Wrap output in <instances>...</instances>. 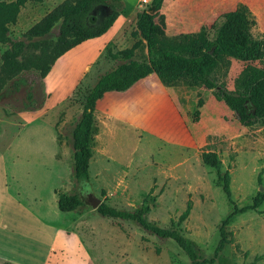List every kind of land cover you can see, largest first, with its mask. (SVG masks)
<instances>
[{"label":"rangeland","instance_id":"rangeland-1","mask_svg":"<svg viewBox=\"0 0 264 264\" xmlns=\"http://www.w3.org/2000/svg\"><path fill=\"white\" fill-rule=\"evenodd\" d=\"M38 2L42 0L27 1L15 23L7 26L5 42L0 43V155L5 154L0 157V186L1 174L6 173L10 194L14 196L11 190L19 189L18 200L32 217L26 219L13 210L16 224L9 232L10 239L38 257L43 246L41 229L56 227V248L50 251L48 264H189L173 241L159 239L131 221L98 215L89 207L86 195L77 190L72 174L71 130L82 110L83 95L100 73L112 68L114 62L107 54L63 102L64 111L54 132L49 123L32 118L44 101L40 70L50 63L58 38L56 23L43 36H26V31L47 13L27 11ZM147 6L138 3L137 9L145 11ZM103 11L94 13L89 22H97ZM19 42L23 47L15 53L12 46ZM4 53L14 68L21 67L9 79L1 72ZM216 58L212 71L215 81L236 92L245 93L263 75L264 55L252 62ZM103 60L112 64L103 66ZM207 91L203 117L214 119L212 125H216L220 116L223 135L208 137L204 143H189L179 150L168 142L178 139L179 133L164 108L142 106L131 112L138 131L124 129V134L108 145V154L114 159H102L94 152L88 168V193L118 211L145 210L144 218L153 226L179 230L197 248L199 261L264 264V202L255 210L231 217L224 226L227 243L213 255L221 221L233 205L237 210L250 206L258 192L264 193V119L244 128L216 94ZM23 112H29L32 120L21 130L24 121L19 114ZM204 149L217 155L220 175L228 172L229 202L215 184L216 171L200 161ZM51 187L56 188V198L78 193L83 205L72 212H59L51 201ZM187 200L191 202L190 212L178 223ZM15 259L14 264H22Z\"/></svg>","mask_w":264,"mask_h":264},{"label":"trees","instance_id":"trees-1","mask_svg":"<svg viewBox=\"0 0 264 264\" xmlns=\"http://www.w3.org/2000/svg\"><path fill=\"white\" fill-rule=\"evenodd\" d=\"M26 1L6 2V0H0V43L5 42L7 26L15 23L19 10ZM161 2L162 0H151L146 10L137 15L135 26L140 40L134 42L130 48L115 53L106 51L107 57L114 62V66L99 75L82 97V110L70 135L73 151L72 174L81 196L90 192L88 164L91 158L94 106L106 92H124L135 82L150 74L159 78L186 75L190 77L192 86L212 90L240 126L249 128L264 119V64L263 75L252 83L246 93L230 91L210 77L216 68L215 58L218 56L231 57L241 62L255 61L263 57L264 37H251L249 31L255 22L247 8L240 4L233 11L226 13L223 23L215 32L214 39L207 41L202 33L166 37L163 33V18L159 16L157 23L153 21L157 16ZM96 8H101L104 11L97 22L90 23L92 13L95 12L93 10ZM123 8L121 0H64L46 13L26 31V36L40 37L47 34L55 23L60 22L53 57L50 63L40 70V78H44L53 62L66 51L84 40L103 34ZM141 45L144 46L146 55L138 60L134 57V52ZM22 47L23 44L19 42L14 44L12 49L17 53ZM7 56L5 53L2 55L3 68L1 72L9 79L21 67L16 65L17 68H14ZM34 67L38 69L37 66ZM75 91L77 88L74 89L72 96ZM201 104L202 101L198 95L196 106L200 107ZM200 161L204 166L216 171L215 184L220 187L229 202V175L227 171H224L222 175L219 174L220 163L217 155L204 149L200 153ZM80 195L75 193L59 196L56 200L57 210L67 213L81 207L83 201ZM262 202H264V193L258 192L250 206L237 210L233 205L231 213L221 221L218 230L219 240L214 248V256L227 243L224 226L231 217L247 210H255ZM190 209L191 202L187 200L184 210L178 217V223L187 218ZM95 212L105 218L131 221L159 239L173 241L186 256L189 264L211 262V260L199 261L197 248L179 230L160 228L148 223L144 218L145 210L141 208L134 212L118 211L101 202ZM0 264L10 263L0 262Z\"/></svg>","mask_w":264,"mask_h":264},{"label":"crops","instance_id":"crops-1","mask_svg":"<svg viewBox=\"0 0 264 264\" xmlns=\"http://www.w3.org/2000/svg\"><path fill=\"white\" fill-rule=\"evenodd\" d=\"M10 1L13 0L6 2ZM63 1L42 0L41 3L38 2L34 7L28 8L27 11H47L48 13ZM121 1L124 5L123 10L103 34L84 40L66 51L53 62L48 73L42 79L44 101L42 106L33 112L32 118L34 116L40 121L49 123L53 132L59 114L64 111L61 105L72 95L78 82L87 73L92 72L94 67H98L100 59L104 57L106 51L109 49L111 53H115L130 48L134 42L140 40L138 32L133 36V32L137 31L135 26L137 15L143 12L137 9L139 0ZM240 4L247 8L255 22L249 31L251 37H264V0H162L157 16L153 21L157 23L159 16L163 18V33L168 38L202 33L207 41H212L217 28L224 21L226 13L233 11ZM23 7L19 11H22ZM93 11L97 13L102 9L96 8ZM94 13L92 14L94 15ZM59 23L58 21L56 25L59 26ZM145 55L146 50L143 45L134 52L135 58L137 56L144 58ZM219 57L223 58L224 56ZM101 63L103 66L112 64L104 60ZM111 66L113 67L114 63ZM213 74L212 72L210 77L215 81ZM223 87L236 92L234 89ZM204 94H208L207 89L192 86L189 76L173 75L159 78L154 74L138 80L124 92L110 91L104 93L94 106L91 158L96 151L102 155V159H114L108 154V145L116 142L118 137L124 134V129L133 132L138 131V126L134 123L131 112L140 109L142 106L164 108L170 122L177 127V133H179L178 139L174 138L168 142L179 146V150H182L183 146L189 143H204L208 137L223 135L222 125L218 120L220 116L216 118L217 120L215 119L216 125H212L214 119L203 117ZM198 95L202 104L196 108ZM28 114L29 112L19 114L21 120L24 121L21 130L28 127L32 120V118L29 119ZM4 156L5 154L0 155V157ZM52 157L53 155L51 159H53ZM6 178V173H2L1 180L3 183L0 186V262L14 264L16 257L19 259L18 262L22 264H48L46 263L49 258L48 255L53 248H56V227L41 229L39 236H41L43 246L38 257L29 254L17 243L12 242L9 232L11 228H14L13 223L16 224L12 219L13 210L24 215L26 219L32 217L21 204V201L18 200L19 189L11 190L14 192V196L10 194ZM53 189L56 188H50L51 201L53 206L57 208V198Z\"/></svg>","mask_w":264,"mask_h":264},{"label":"water","instance_id":"water-1","mask_svg":"<svg viewBox=\"0 0 264 264\" xmlns=\"http://www.w3.org/2000/svg\"><path fill=\"white\" fill-rule=\"evenodd\" d=\"M86 202L92 210H95L101 203V201L94 197L91 193L86 194Z\"/></svg>","mask_w":264,"mask_h":264},{"label":"built area","instance_id":"built-area-1","mask_svg":"<svg viewBox=\"0 0 264 264\" xmlns=\"http://www.w3.org/2000/svg\"><path fill=\"white\" fill-rule=\"evenodd\" d=\"M139 3H141L142 5H147L150 3V0H139Z\"/></svg>","mask_w":264,"mask_h":264}]
</instances>
